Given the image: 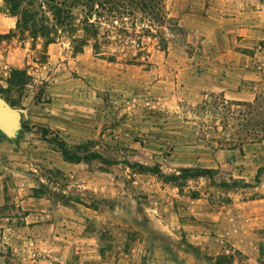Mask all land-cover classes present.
<instances>
[{
    "label": "rangeland",
    "instance_id": "rangeland-1",
    "mask_svg": "<svg viewBox=\"0 0 264 264\" xmlns=\"http://www.w3.org/2000/svg\"><path fill=\"white\" fill-rule=\"evenodd\" d=\"M15 25L0 0V86L25 78L0 92L20 113L12 136L0 130V264H264V141L220 148L213 107H169L119 78L165 67L160 37L139 24L138 47L106 22L105 51L75 54ZM35 124L103 158L68 161Z\"/></svg>",
    "mask_w": 264,
    "mask_h": 264
},
{
    "label": "crops",
    "instance_id": "crops-1",
    "mask_svg": "<svg viewBox=\"0 0 264 264\" xmlns=\"http://www.w3.org/2000/svg\"><path fill=\"white\" fill-rule=\"evenodd\" d=\"M165 5L183 36L177 40L171 33L165 67L133 71L130 81L121 75V82L141 85V94L132 90L136 96H158L169 107L183 100L197 104L205 92L253 101L264 85V0H165ZM4 142L0 138V153Z\"/></svg>",
    "mask_w": 264,
    "mask_h": 264
},
{
    "label": "trees",
    "instance_id": "trees-1",
    "mask_svg": "<svg viewBox=\"0 0 264 264\" xmlns=\"http://www.w3.org/2000/svg\"><path fill=\"white\" fill-rule=\"evenodd\" d=\"M7 11L16 17L13 35L22 38L30 37L36 40L39 37L45 40V46L69 39L73 53L84 51L88 44H92L95 53H102L101 28L108 22L124 40L137 41L141 46L142 36L136 34L137 26L142 24L143 35L151 34L160 37V47L167 50L169 40L165 37V30L177 29L183 31L178 22L168 15L165 0H3ZM119 22V23H118ZM118 23V24H115ZM147 26V27H145ZM131 28V31L130 29ZM155 29V32L152 31ZM133 31V32H132ZM105 42H110L104 40ZM103 43V44H104ZM138 57V55H137ZM136 57V58H137ZM113 59L114 56H111ZM25 83L22 71L14 69L10 79V87L0 92L10 91L12 86ZM219 95L221 101L211 102L209 97ZM17 100L9 99L12 105ZM37 101H41L37 99ZM235 106V108L233 107ZM214 108L215 115H219L222 130L214 125L213 141L220 148L240 149L248 142L264 141V92L258 93L253 101L227 99L222 93L205 92V97L195 105V108L209 111ZM226 111L230 117H227ZM41 130L43 139L57 148L63 157L71 162L91 161L102 159V155L89 148L90 141L71 145L59 131H52L43 124H35ZM30 129L29 125H25ZM205 135V134H204ZM211 143L212 140L206 139ZM18 145L19 140L10 138ZM188 169H184L183 172ZM183 176H186L183 174Z\"/></svg>",
    "mask_w": 264,
    "mask_h": 264
},
{
    "label": "water",
    "instance_id": "water-1",
    "mask_svg": "<svg viewBox=\"0 0 264 264\" xmlns=\"http://www.w3.org/2000/svg\"><path fill=\"white\" fill-rule=\"evenodd\" d=\"M20 113L0 95V130L12 136L19 125Z\"/></svg>",
    "mask_w": 264,
    "mask_h": 264
}]
</instances>
